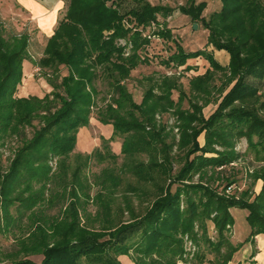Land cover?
<instances>
[{"label": "trees", "instance_id": "16d2710c", "mask_svg": "<svg viewBox=\"0 0 264 264\" xmlns=\"http://www.w3.org/2000/svg\"><path fill=\"white\" fill-rule=\"evenodd\" d=\"M215 1L221 2V8L209 17L205 15L208 0H187L179 7L182 15L208 31L205 49L188 53L175 42L167 23L176 11L171 6L148 0H70L40 63L52 70L45 75L53 91L42 98L28 86L21 87L31 68L38 66L26 56L29 35L8 36L0 23V140L19 136L20 141L6 169L0 154V226L12 231L44 201V192L34 187L50 181L54 157L66 158L74 151L80 129L89 126L97 82L102 79L109 91L111 87L112 96L108 106L97 113V120L112 126L113 136H124L126 156L132 158L138 148H150L149 160H133L128 170L140 182H152L156 188L143 215L130 211L128 223L110 226L108 222L101 232L81 226L74 209L71 221L57 225L54 232L38 226L20 241L16 255L24 254V258H15L12 264H122L121 256L130 257L135 264H190L185 236L196 245L194 260L202 263L210 253L214 264H229L244 244L264 235V0ZM125 4L131 7L127 9ZM156 39L176 46L162 62L167 68L192 71L195 69L188 62L197 58L209 63L211 68L190 82L192 96L202 103L188 97L191 109L181 108L187 95L171 77H165L160 86L161 96H155L157 86H152L141 104L132 99L126 81L133 70L150 62L148 52ZM119 40L126 45L118 44ZM215 52L228 54L229 63L223 65ZM61 67L68 74L59 82ZM175 91L180 93L177 101L172 97ZM213 92L219 98L213 99ZM211 104L217 108L206 118L202 109ZM176 108L181 120L179 142L171 137L167 124L158 125L155 118L158 111ZM36 120L39 126L34 125ZM28 127L34 128L31 138L27 137ZM242 139L247 141V152L254 153L263 165L249 174L252 186L237 197L226 191L239 182L229 167L243 156L237 151ZM177 146L183 152L179 157L183 165L174 175L172 152ZM94 154L101 155V151ZM196 176L201 180L195 182ZM258 181L263 185L255 192ZM109 182L116 188L121 179L106 173L102 184L108 194L101 191L97 195L102 209L99 219L111 212L114 191ZM237 209L247 212L251 229L244 244H234L230 238L235 223L232 210ZM210 223L218 234L215 240L209 235ZM30 255H43V260L36 263L27 259Z\"/></svg>", "mask_w": 264, "mask_h": 264}, {"label": "rangeland", "instance_id": "374dc122", "mask_svg": "<svg viewBox=\"0 0 264 264\" xmlns=\"http://www.w3.org/2000/svg\"><path fill=\"white\" fill-rule=\"evenodd\" d=\"M13 0H0V10L9 9L12 5ZM64 8L62 18L66 15L67 10L70 5V0H63ZM154 5L171 6L175 8L174 14L167 20L169 28L173 32L175 42L180 44L181 47L188 53L195 52L198 50L205 49L208 42V31L205 29L203 24H198V28H194V24L191 19L180 13L179 7L185 5L187 0H148ZM209 5L205 11V15L209 17L213 12L221 8V2L215 0H208ZM125 8L129 9L131 5L125 4ZM124 10H122L123 12ZM29 22L15 12L11 11V8L7 13L0 11V23L3 24L9 34L18 36L19 30L17 27L26 28V24ZM161 24H164L163 19H160ZM166 25L164 24V27ZM157 29V25L154 26ZM19 30V31H18ZM154 30V29H153ZM19 32V33H17ZM28 34V32L21 33ZM20 34V35H21ZM125 42V40H119L120 42ZM49 42H43L39 44L31 45L27 49V58L33 63H37L38 66L34 70H30L29 77L23 80L21 87L28 86L33 90V94L39 97H44L45 94H49L53 91V88L48 84L49 77L45 74H52L50 68H43L40 66L41 60L45 58L46 51L48 50ZM127 48V47H126ZM176 51V46L174 42L165 41L163 39H156L152 42L149 49V63L140 65L137 69L133 70L131 77L126 81L129 92L133 96V100L137 104H141L143 97L145 96L147 90L152 86H157L154 93L155 96H161V87L164 83L165 77H171L177 80L180 84V92L186 93V98L182 101L181 108L191 109L189 102H200L202 99L193 97L191 93L190 82L193 78L197 77V74L202 72V65L205 67H210L209 63L202 61L197 66L191 61L188 62L189 66L194 67L195 72L186 71L183 68H167L162 65V62L167 60ZM130 52V51H129ZM219 58V57H218ZM222 58V59H221ZM221 60L224 58L221 55ZM201 59V58H200ZM211 68V67H210ZM68 74L67 70L63 67L60 69L59 82L61 78ZM220 77V75H219ZM221 79L218 78L216 83L221 84ZM98 94L95 97V106L92 108L91 120L89 126L81 128L77 136V145L74 151L66 158L54 157L50 163L51 179L44 186L36 184L35 190H42L44 192V201L41 202L32 214L27 213L21 224L13 227L12 231H6L5 228L0 226V264H12L15 258H24V254H18L21 246L20 241L29 237L30 233L36 231L39 226L43 227L48 232H54L57 225L70 222L72 214L70 211L77 210L81 226L92 232H101L103 227L108 224L114 226L116 224H121L122 222L128 223L130 221V211L135 213V215H143L146 210L151 206L155 194L156 188L152 182L143 183L138 180L132 173L128 170L129 165L133 162H147L149 160V149L138 148L137 153L132 158L126 156L123 153L124 136H113L112 126L102 125L97 120V113L105 109L111 102L112 90L107 82L103 79L97 82ZM31 96V95H30ZM180 93L178 91L173 92V99L177 101L179 99ZM188 97L192 99L188 100ZM213 99L219 98L217 92H213ZM214 105V104H213ZM209 106V105H208ZM206 106V107H208ZM205 107V108H206ZM215 107V106H214ZM213 106L209 108L202 109L203 114H207L212 109ZM176 109L169 110L168 112L158 111L155 118L158 125L167 124L168 131L173 132V139L177 142L180 140V130L179 125L181 120L176 112ZM35 126H39V122L36 120L34 122ZM34 128L28 127L26 129L27 137L31 138L33 135ZM171 140V138H170ZM203 142V136L200 138ZM20 146L19 136H6L4 140H0V154L2 155L3 167L6 169L10 164V159L13 157L14 151ZM101 151V155L94 154L96 150ZM141 149V150H139ZM247 142L245 139L239 141L237 145V151L242 154V158L233 167V172L236 173L239 182L234 185L230 194L237 197L242 194L244 190L252 186L253 180L249 174L263 163L256 161L254 153L247 152ZM145 150V151H144ZM183 155L178 149V146L174 148L172 156L174 157L172 165V173L175 175L181 166L183 161L179 159ZM106 173H112L114 176H118L121 179L120 184L115 188L110 185V191H114L113 201H109V209L107 211V216L105 219H99L100 211H102L101 206L98 202V193L104 192L105 195L108 192L104 190L103 180L106 177ZM156 176V174H155ZM198 182L199 176L193 179ZM99 183V184H98ZM132 188H137L144 191L136 193L132 191ZM175 188V187H174ZM257 186H254L256 192ZM228 191V190H227ZM226 191L227 195H230ZM111 205V207H110ZM128 205V206H127ZM12 214H15L14 208L11 210ZM234 216V225L230 230V238L234 244H244L246 239L249 237L251 229L247 223L246 217L247 212L243 210H232ZM2 207L0 205V224L2 223ZM108 220L105 223V220ZM53 227V228H52ZM210 236L213 240L216 239L218 235L214 229L212 223L209 224ZM186 244V250L189 253V263L190 264H214L213 254H207L205 260L202 263L194 260V254L196 252V245L194 242L188 238L184 237ZM254 247L251 251V257L256 253L255 239L254 243H246L235 254L233 261L229 264H245L246 259L243 257L246 255L244 253L245 248L248 246ZM249 259L251 257L246 255ZM27 259L32 260L36 263H41L43 260V255H30ZM122 264H135L133 259L127 256L119 257ZM245 260V261H244Z\"/></svg>", "mask_w": 264, "mask_h": 264}, {"label": "crops", "instance_id": "0c3cea01", "mask_svg": "<svg viewBox=\"0 0 264 264\" xmlns=\"http://www.w3.org/2000/svg\"><path fill=\"white\" fill-rule=\"evenodd\" d=\"M10 8L12 12L16 13V15L24 19H27V21L29 20V22L26 24L27 25L26 28H20V27L17 28L19 30H22V31L18 30L21 33H25V32L29 33V38H30L29 44L31 46L34 44L47 42L55 34V31L57 30L59 25V21L61 20L63 15L62 13L64 8V1L63 0H13L12 5H10ZM8 10L3 8L0 11L7 13ZM21 33H19V35ZM214 55L223 65L226 66L229 63V56L225 52H215ZM221 55L224 58L223 60H221L222 59ZM201 61L202 58L201 59L197 58L192 60V62L195 63L197 66L200 64ZM202 62L206 63L205 60ZM24 67H25L24 70L26 71L27 65ZM203 67H205V64L202 65L201 67L202 72L197 74V76L205 74L207 69L210 68V67L208 68H203ZM191 72L194 73L195 71L192 70ZM209 106H213V107L215 106V107L214 109L208 112V115L205 114L206 118H208L211 114H213V112L216 110L215 108H217V105L211 104ZM209 106L206 107L205 109L209 108ZM202 143H204V138ZM262 185H263L262 181H258L256 183V186L258 188L256 192H259V190H261ZM255 246L257 253L253 257H251L252 254L251 250L254 247H252L251 245L245 248L244 253L251 257V259L246 257V255L243 257L244 259H246L245 264H264V235H258L255 238Z\"/></svg>", "mask_w": 264, "mask_h": 264}, {"label": "built area", "instance_id": "2783aa9c", "mask_svg": "<svg viewBox=\"0 0 264 264\" xmlns=\"http://www.w3.org/2000/svg\"><path fill=\"white\" fill-rule=\"evenodd\" d=\"M120 44L122 45V46H125L126 45V42H120ZM126 52H127V57H128V55H129V47L127 46V48H126ZM234 187L233 186H230L227 190V192L230 194L231 193V191H232V189H233Z\"/></svg>", "mask_w": 264, "mask_h": 264}, {"label": "water", "instance_id": "95a60500", "mask_svg": "<svg viewBox=\"0 0 264 264\" xmlns=\"http://www.w3.org/2000/svg\"><path fill=\"white\" fill-rule=\"evenodd\" d=\"M197 25H198V24H194V28H195V29H197V28H198V26H197Z\"/></svg>", "mask_w": 264, "mask_h": 264}]
</instances>
